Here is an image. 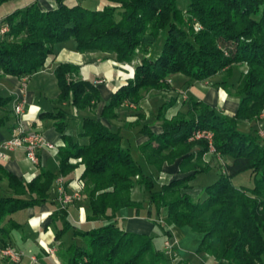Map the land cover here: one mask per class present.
<instances>
[{"label": "trees", "instance_id": "trees-1", "mask_svg": "<svg viewBox=\"0 0 264 264\" xmlns=\"http://www.w3.org/2000/svg\"><path fill=\"white\" fill-rule=\"evenodd\" d=\"M7 1L0 0V5ZM53 1V9L41 10L34 1L2 19L7 30L0 37V75H31L53 54L55 44L72 39L76 51L111 52L118 62L131 61L136 49L144 55L133 78L104 105L101 118H116L120 104L140 98L143 89H167L166 77L171 74L203 81L245 63L246 71L235 88L238 107L227 115L189 97L185 112L162 120L160 134H153L146 124L139 127L138 132L148 136L138 146L148 164L160 168L164 162L179 159V171L192 172L162 184L158 190L129 148L123 147L119 130L95 116H84L78 133L73 134L65 130L66 110L42 112L40 117L53 120L63 141L57 149V172L41 169L30 181H24L0 165V180L6 181L8 190L0 193V236L13 228L8 216L46 202L54 180L58 176L70 178L82 164L90 213L87 220L104 217L107 222L85 230L64 222L55 240L72 229L74 235L85 238V246L73 243L57 250L63 264H167L168 258L154 247L152 236L117 225L114 219L124 208L137 215L146 212V216H150V208L158 213L165 208L164 223H156L161 234L170 238L171 225L201 233L198 249L220 264L264 263V145L255 135L237 128L238 121H255L264 111V0H186L185 12L178 0H107L118 6L102 9ZM194 22L200 26L198 31L193 29ZM159 42L158 53L145 56ZM53 74L59 102L79 111H92L100 102L99 89L79 76L78 65L58 63ZM11 99L0 94V127L8 121ZM197 128L213 133L216 151L229 161L224 172L201 189L203 198L195 199L188 190L189 182L206 172L201 161L205 143L188 141ZM195 146L198 149L194 150ZM75 159L80 162L72 163ZM247 171L254 177L253 184L234 185L232 178ZM135 184L148 192L150 208L131 198Z\"/></svg>", "mask_w": 264, "mask_h": 264}, {"label": "crops", "instance_id": "crops-1", "mask_svg": "<svg viewBox=\"0 0 264 264\" xmlns=\"http://www.w3.org/2000/svg\"><path fill=\"white\" fill-rule=\"evenodd\" d=\"M11 2L14 9H16L30 4L33 0H27L23 5L20 0H10L3 3L1 7ZM44 5L45 7H41V10L54 8L53 1L45 0ZM7 6L4 7L3 10L9 9L11 5L9 7ZM12 10H7L5 13L7 14ZM62 62H70L78 65L79 76L84 80L93 81L96 77L101 76L106 77L109 80L106 85L102 87L98 86L101 94V102L98 104L99 108L97 107L98 111L96 110L94 113L90 110L79 111L75 108L66 107V103L64 102L57 103L56 98L58 88L53 75V68L58 63ZM123 68L125 67L121 66L113 57H104V55L98 52L76 51L75 43L70 39L55 44L53 54L48 56L43 67L37 72L22 78L12 75L0 76V94L12 98L7 105L9 111L8 121L4 126L0 127V142L10 139L18 134L16 128L17 117L13 112V108L15 105L21 104L23 107L22 119L24 125H26L28 130L41 133L45 139L55 147L54 149L47 147L39 148L36 151L38 157L37 164H33L27 160L24 149L22 147H17L5 152V158L0 159V165H2L8 172L16 175L24 181H30L40 172L41 169H49L57 172L59 160L57 149L63 144V141L60 133L55 129L53 120L40 117V114L55 109H63L67 111L66 119L68 124L65 127L67 132L73 134L78 133L81 118L84 116H95L109 128L119 130L123 136V147H128L131 153L135 152V158L142 166H144L145 161L139 153L138 146L147 138L143 134L138 133L135 135V132H138L139 128L135 132H127L126 130H123L120 123L115 119H105L100 117V110L108 102L111 94L123 82L124 72L119 70ZM194 98L201 100L210 106H215L217 104L218 94L216 90L210 88L207 91H204L203 97L196 95ZM223 107L230 111H235L237 104L230 99L224 102ZM178 161L179 160H176L170 165L165 164L164 170L171 173L174 172L178 167ZM82 170V165H79L71 174L70 178H62V176L57 177L63 179L62 184L65 186L67 192L74 193V187L77 183V181L75 182V179L81 174ZM57 186L58 184L56 180H54L51 189L49 190V199L46 202H39L32 207L19 210L6 218L9 219L10 224L13 223V228L10 229L6 236H0V247L3 244H7L21 253L30 251L31 255L33 254L37 256L38 263L45 264L46 258L51 256L50 254H46V248H55L59 251L60 248H66L73 243L78 245L81 240L80 236L72 233V229L64 233L60 240H55V233L61 228L64 222L68 221L71 225L77 228H79V225L81 224H85L91 228L95 224L99 225L105 222V220L100 218L92 221L87 220V216L90 214L88 210V202L87 199L84 200L82 197L75 199L73 203L63 207L64 205L59 200V194L56 189ZM0 193H8L5 180H0ZM131 197L135 201H142L144 198L138 188H133ZM152 212L153 210L151 213ZM150 216H144L143 213L137 215L133 209L124 208L117 213L116 222L117 225L125 231L137 232L155 237L157 233H153V231L156 226L153 223V218ZM162 218H164V216H162ZM4 224L5 221L2 222V225ZM170 230L171 240L174 242L172 249H174L183 238H186L185 234H189V228L187 226L182 228L171 226ZM165 239V236H163V242ZM203 254L210 264H220L219 261L207 253L204 252ZM52 257L55 258L52 264H63L59 257L54 255ZM173 259L176 260V258ZM0 264H30V262L24 260L18 263H11L0 259Z\"/></svg>", "mask_w": 264, "mask_h": 264}, {"label": "rangeland", "instance_id": "rangeland-1", "mask_svg": "<svg viewBox=\"0 0 264 264\" xmlns=\"http://www.w3.org/2000/svg\"><path fill=\"white\" fill-rule=\"evenodd\" d=\"M26 1L27 0H20L22 5L25 4ZM34 1L37 2L40 9L43 6L45 7V5H44L45 0H33V2ZM47 1H53V0H47ZM33 2H31V3H33ZM64 2L68 6H74V5L79 4L85 8H89V9H102L106 5L118 6V4L109 3L107 0H65ZM53 3H54V7H56V4L54 1H53ZM30 4H28V5H30ZM1 5H0V37L7 30V27L2 23V19L8 14V13L6 14L5 12L7 10L8 11L12 10V9L15 10L14 7L12 6V2L5 4L6 6L8 5L7 7H9L11 5L9 7V9L3 10V8L6 6L3 5L1 7ZM28 5H26V6H28ZM26 6H24V7H26ZM178 6L180 9H182L183 12H185V10L187 8L186 0H178ZM24 7H22V8H24ZM16 9H18V8H16ZM115 17H116V19L119 18L118 9H117V12H115ZM192 26H193V29L195 31H198L200 29L199 24L196 22H194L192 24ZM160 45H161V42H159L155 48L151 49L150 53H146L145 56L156 55L158 53V51L160 50ZM91 52H98V53H101L102 55H104V57H113L115 59V55L111 52H103L100 50H93ZM142 56H144V55L141 54L138 49H136L134 57L129 62H118L115 59L118 63H120L121 66L125 67L123 69H119L122 72H124V79L122 80L123 82L116 88V90L121 85L126 84L128 80L133 78L135 66L137 64H139L140 58ZM44 64H45V62H44ZM245 71H246V64L245 63L234 64L231 66L230 69L221 70L220 72H218L214 76H212L206 80H203V81H196V80L190 79L181 73L171 74L168 77H166V81L168 83L167 89L159 90V89L152 88V89L141 90L139 93L140 98H138L136 100H132V99L131 100H124L120 104L119 108L117 109L118 116L116 118H113V119H115L117 122H119L121 127L123 128V130H126L127 132H132V131L135 132L139 127L146 124L148 126L149 130L153 134L158 135L162 132V120H164V119L169 120L172 117H174L177 113L185 112L186 111V101L188 100L189 97H194V96L196 97V95L199 97H203L204 91H207L210 88L216 90L217 94H218L217 104L215 106H211V107L218 110L219 112L224 113V114L232 115V114H234V112L236 111L237 108L235 109V111H230V110L223 107L224 102L226 100L232 99L233 101L236 102L237 107H238L239 99L235 95V88L238 84V81L240 79L241 74L244 73ZM0 76H4V75H0ZM22 77H25V76H22ZM22 77H20V78H22ZM91 82H93L94 85L98 88V86L102 87V86L106 85L109 82V80L106 77L101 76V77H96ZM193 93H195V94H193ZM112 94H111V96H112ZM56 101H57V103H62V102H59L57 100V98H56ZM100 102H101V99H100ZM64 103H66V107L67 106L71 107V106H69V104L67 102H64ZM98 104L94 108V110H92V111L90 110L92 113L96 112V110L98 111V108H99ZM71 108H74V107H71ZM86 110H88V109H85V111ZM22 118H23L22 115L17 117L16 128L18 127V119H20L21 123H22ZM24 126H26V125H24ZM237 128L242 132L255 135L257 137L258 143L260 145H264V111H261L258 119L255 121H246V120L238 121L237 122ZM155 130H157V131H155ZM196 130H199V128H197ZM200 130H207L206 132L209 133V135L207 136V134H204V135L200 134V136H199L200 139H199V137L192 136L193 131H194L193 130L191 132L189 138H188L189 142L203 141L206 145V147H205L206 151H204V153L202 154V157H201L202 167L206 168L205 169L206 172L197 174L196 177L189 182L190 188L188 190L192 193V195L195 199H198V197H200V196L203 198L204 194L203 193L200 194L201 189L204 188L206 185L213 183L218 178V176L224 172V164L227 161H229L227 157L222 156L219 152L216 151V149L213 145V133L208 129H201L200 128ZM138 133L139 132H135V135ZM139 134H141V133H139ZM144 136H146V138L148 139L147 135H144ZM192 139H194V140H192ZM145 141H143V142H145ZM195 149H198V148L195 146L194 150ZM139 153H140V151H139ZM132 156L134 158L136 157L135 152L134 153L132 152ZM141 156L143 157L142 154H141ZM143 160H144V157H143ZM177 160H179V159H177ZM71 162L72 163H76V162L79 163L80 159H75V160H72ZM37 163H38V157H37L36 163H33V164H37ZM178 163H179V161H178ZM165 164L170 165L172 163L164 162L160 168H156L155 166L148 164L145 161L144 166H142L143 171L153 178L154 188L156 190H158L162 184L168 183L173 179L180 178V177H183V176H186V175L192 173L191 171H188L186 173H182L179 171V167H177V169L171 173L169 171L164 170ZM79 165H82V164H79ZM82 167L84 170L83 165H82ZM83 170H82L81 174H79L77 176V178L75 179V182L77 181L75 187L73 186L74 192L75 191L78 192V196H76L75 199H79L81 197L84 200L86 199L85 181L81 178ZM253 181H254V177L250 174L249 171L243 172V173L232 178V182L236 186H239V185L250 186L253 184ZM62 183H63V179H62ZM62 187H63V190H66L65 186L63 184H62ZM133 188H135V189L138 188L141 191L142 195L144 196L142 201H137V202H142V204L144 205L145 208H147V207L150 208L149 203H148L149 194L147 191L144 190V187L141 185L135 184V187H133ZM133 188H132V190H133ZM132 190H131V192H132ZM130 196H131V193H130ZM67 205H69V204H66V205L64 204L63 207H66ZM150 210L152 211L151 208H150ZM142 213L144 216H146L145 215L146 212L142 211ZM162 216H164V218L166 216V209L165 208L161 209L159 213L156 211H153L151 213L150 217L153 218V223L156 226L153 233H157V235L155 237H153V245L156 249H160V250L164 251L163 235L159 234L162 232L156 224V223H164L163 222L164 218H162ZM100 219L105 220L104 217H102ZM115 221H117V218ZM105 222H107V220H105ZM93 226H97V225L95 224ZM171 226H175V225H171ZM171 226L169 227V230L171 229ZM80 228L85 229V228H89V227L86 226L85 224H81V225H79V229ZM170 232H171V230H170ZM185 237L186 238L185 239L183 238L181 240V242L178 245H176L175 248L172 249L169 253L164 252L165 256L168 258L167 264H210L209 261L205 259L204 254H203L204 252H202L198 249L200 241L202 239V234L199 232L192 231L189 228V234H185ZM78 245L85 246V238L81 237V240L79 241ZM48 249L49 248L45 249L46 254H49ZM15 251H17V250H15ZM17 252H20V251H17ZM26 252H22V254H21L22 258H21L20 262L26 260V261H29L30 264H35L30 260V256H31L30 251H26ZM34 256L37 258L36 255H34ZM52 256L53 255L46 258L45 264H52L53 263L55 258ZM54 256L58 257L56 249L54 252ZM173 258H176L177 261L174 260ZM0 259L11 262L7 259L2 258L1 256H0ZM37 261H38V258H37ZM11 263H13V262H11Z\"/></svg>", "mask_w": 264, "mask_h": 264}, {"label": "built area", "instance_id": "built-area-1", "mask_svg": "<svg viewBox=\"0 0 264 264\" xmlns=\"http://www.w3.org/2000/svg\"><path fill=\"white\" fill-rule=\"evenodd\" d=\"M17 110L19 111V115L23 116V107L21 104L15 105ZM18 134L10 139L3 140L0 142V159L5 158V152L12 150L17 147H22L24 149L25 157L27 160H34V150H38L41 147H47L50 149H54L53 144L48 142L43 135H40L39 132L28 130L26 126H24L23 119L22 123H18L17 127ZM207 134L206 131H202ZM56 182L57 192L59 194V200L64 205L72 203L76 196H78V192L68 193L66 190H62V178H57ZM174 242L171 240V237H166L164 241V252L169 253L173 248ZM55 249L49 248L48 253L50 255H54ZM21 252L15 251L11 246L6 245L0 247V256L4 259H7L11 262L18 263L20 262L22 256ZM30 260L33 263H38L37 258L34 255L30 256ZM40 264V263H38ZM254 264H264L261 262H255Z\"/></svg>", "mask_w": 264, "mask_h": 264}, {"label": "bare ground", "instance_id": "bare-ground-1", "mask_svg": "<svg viewBox=\"0 0 264 264\" xmlns=\"http://www.w3.org/2000/svg\"><path fill=\"white\" fill-rule=\"evenodd\" d=\"M13 112H14V114L16 115V117H18V116H21V115H19V111L17 110V108H16V106H14V108H13ZM18 123H21V120H19L18 119ZM202 131H207V130H194L193 131V135L192 136H196V137H199L200 136V134H202V135H204V134H206L205 132H202ZM41 135V134H40ZM209 135V133H207V136ZM206 138V137H205ZM198 139V138H197ZM199 139H200V137H199ZM192 140H194V139H192ZM212 144V143H211ZM36 151L37 150H34V159H36L37 160V155H36ZM30 162H32V163H36V161H34V160H29ZM62 190H63V187H62Z\"/></svg>", "mask_w": 264, "mask_h": 264}]
</instances>
